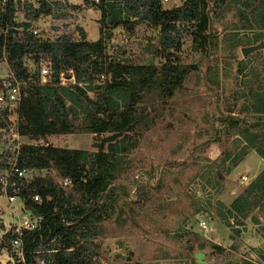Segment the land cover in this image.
<instances>
[{"label":"rangeland","instance_id":"rangeland-1","mask_svg":"<svg viewBox=\"0 0 264 264\" xmlns=\"http://www.w3.org/2000/svg\"><path fill=\"white\" fill-rule=\"evenodd\" d=\"M60 1L79 7H65L68 15L63 19L39 15L31 22L32 32L43 40L63 32L79 38L76 28L81 27L88 40H96L100 11L82 0ZM160 2L164 8H173L182 0ZM22 3L36 8L40 1ZM26 11L17 10L16 20H23ZM211 15L212 37L203 46L193 41L195 24L180 25V48L169 50L170 60L186 71L182 87L162 101L154 82L135 107L139 121L126 133L128 149L120 153L111 183L113 199L101 210L102 220L89 223L92 232L98 233H86L96 264H202L194 257L197 251L205 254L206 264H264V191L251 187L264 168V157L257 151L264 147V111L251 109L256 100L264 101V4L262 0H226L222 10L213 6ZM158 31L148 23L133 31L114 28L106 42L107 52L120 63L160 68L166 58L159 47H153ZM261 42L262 47L243 54L242 48ZM9 75L7 62L1 59L0 78ZM61 82L69 85L73 79ZM87 95L96 99L92 90ZM65 103L78 110V104L88 102L81 97L77 103L65 98ZM80 116L69 110L74 124L81 123ZM1 117L7 124L0 129V161L5 162L14 159L21 144L95 152L100 137L110 134L77 130L36 142L15 133L14 108ZM250 138L255 139L254 145ZM45 175L60 184L50 168L29 169L24 179L27 183L33 176ZM62 188L66 195H73L74 202L79 201L70 187ZM239 195L247 202V213L241 223L229 217L226 224L223 215ZM22 205L19 198L11 205L0 195L4 230L21 220ZM200 219L206 220L207 230L199 227ZM9 258L8 252H0V264L10 263Z\"/></svg>","mask_w":264,"mask_h":264},{"label":"trees","instance_id":"trees-1","mask_svg":"<svg viewBox=\"0 0 264 264\" xmlns=\"http://www.w3.org/2000/svg\"><path fill=\"white\" fill-rule=\"evenodd\" d=\"M39 1V6L34 8L21 0H0V60H6L21 88V100L15 108L18 117L15 133L36 142L50 135L77 130L97 136L106 132L110 134L100 137L95 152L51 144L19 146L18 166L50 168L60 179L69 178V187L79 196V201L74 202L72 194L66 195L51 175L33 176L27 183L24 179L18 193L23 206L33 216L42 219L37 229L21 236L24 262L14 264H31L36 259L47 264H96L89 235L98 232H92L89 223L101 221V210L113 199L111 183L119 168L120 153L128 149L126 133L139 121L135 107L154 82L158 83L162 101H168L174 91L182 87L186 71L170 60L172 52L169 50L180 48V25L184 28L195 24L191 33L193 41L200 46L212 37L205 13L207 1L182 0L179 6L164 8L160 0H82L100 11L99 36L93 41L87 39L81 27L76 28L79 38H75L72 32H63L53 39L38 38L31 30L32 20L41 14L63 19L68 15L65 7L73 10L79 7L60 0ZM210 1L212 7L219 10L226 2ZM262 2L264 4V0ZM20 9L28 13L18 21L15 13ZM144 23L159 28L153 47H159L165 53L166 62L156 68L112 60L106 48L112 30L121 27L133 31ZM42 62L48 66L45 81L41 74ZM30 66H33L32 71ZM62 78H72L73 82L63 85ZM3 82L4 79L0 78V90ZM90 90L96 92L95 100L88 97ZM81 97L88 105L78 104V110L65 103V98L77 103ZM251 109L263 112L264 101L256 100ZM69 110L75 116L81 114L79 125L71 121ZM8 112V108H0V129L7 125L1 116L6 117ZM250 142L254 145L255 139L250 138ZM257 151L264 157V147H258ZM7 164L0 161V170ZM256 186L264 191V168L256 184H251L252 188ZM34 195H38V201L33 199ZM247 209L244 197H235L223 215L225 223L230 224L229 217L241 223ZM1 230L4 225L0 220ZM14 236L12 230L0 234V252H11Z\"/></svg>","mask_w":264,"mask_h":264},{"label":"built area","instance_id":"built-area-1","mask_svg":"<svg viewBox=\"0 0 264 264\" xmlns=\"http://www.w3.org/2000/svg\"><path fill=\"white\" fill-rule=\"evenodd\" d=\"M41 74L43 81H45V75L48 74V66L46 64L41 69ZM2 86L3 88L0 90V108H8L9 111L11 108H17L21 100L20 81H17L13 75H9L8 77L4 78ZM16 157L17 155L11 162H8L4 169L0 170V195L3 194L8 203L11 205L17 198L20 199L18 194L20 191V186L24 180L25 172L29 171L28 168L18 166ZM60 185L64 188L69 187V178H61ZM33 199L38 201V195H34ZM18 211L23 214L21 220L19 222L17 221V223H14L9 229H7L12 230L13 234L15 235L11 242L12 250L9 252L10 263L8 264L24 262V251L21 244V236L24 233L37 229L42 219L41 216H33L29 211L25 210L23 205ZM198 225L201 229H208L207 222L204 219H200ZM31 264H47V262L36 259L35 262Z\"/></svg>","mask_w":264,"mask_h":264},{"label":"water","instance_id":"water-1","mask_svg":"<svg viewBox=\"0 0 264 264\" xmlns=\"http://www.w3.org/2000/svg\"><path fill=\"white\" fill-rule=\"evenodd\" d=\"M207 1V7H206V16H207V20H208V32L209 34L212 33V28H213V18H212V15H211V10H212V3L210 0H206ZM263 46V42L257 44V45H254V46H248V47H244L242 48V52L244 55H247L249 52H252L254 51L255 49H258L260 47ZM194 257L196 258L197 262L199 263H202V264H206V260L204 259L205 258V254L201 251H197L195 252L194 254Z\"/></svg>","mask_w":264,"mask_h":264}]
</instances>
